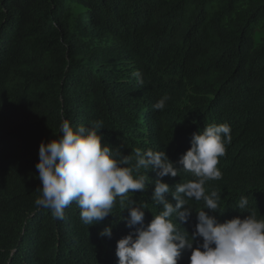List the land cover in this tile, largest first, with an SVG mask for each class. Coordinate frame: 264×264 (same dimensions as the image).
Masks as SVG:
<instances>
[{
  "label": "trees",
  "instance_id": "1",
  "mask_svg": "<svg viewBox=\"0 0 264 264\" xmlns=\"http://www.w3.org/2000/svg\"><path fill=\"white\" fill-rule=\"evenodd\" d=\"M64 120L103 121L102 142L133 163L136 149L165 150L176 163L194 133L228 124L222 178L205 185L223 213L210 215L264 219V0H0V264H118L117 241L134 231L119 198L93 225L75 202L64 220L35 205L41 142L58 138ZM141 171L152 182L128 195L147 225L162 208L152 201L156 173ZM190 179L181 170L163 181ZM189 204L204 210L203 200ZM197 222L194 211L180 223L191 233ZM110 225L111 238L101 237ZM190 256L183 250L179 264Z\"/></svg>",
  "mask_w": 264,
  "mask_h": 264
},
{
  "label": "clouds",
  "instance_id": "2",
  "mask_svg": "<svg viewBox=\"0 0 264 264\" xmlns=\"http://www.w3.org/2000/svg\"><path fill=\"white\" fill-rule=\"evenodd\" d=\"M132 75L143 85L139 70ZM167 100V96L162 97L153 109L163 110ZM103 128V121L86 127L64 120L58 138L41 142L35 166L42 183L38 190L41 195L35 200L38 208L50 209L54 218L64 220L65 209L75 202L82 221L93 225L113 213L119 198L120 206L129 210L127 226L134 231L117 241L118 264H179L185 249L191 250L190 264H264V219L249 213L243 219L237 216L221 223L210 215L223 213L219 210L220 193L206 191L205 185L222 178L217 166L231 143L228 124L206 125L203 131L194 133L191 148L176 162L180 167L165 150L136 149L133 163V156H125L117 147L102 142ZM149 169L157 177L152 201L162 210L145 225L144 206L128 194L148 187L152 181L141 170ZM181 170L193 179L174 187L163 181L168 175H180ZM169 193L175 204L168 199ZM191 200H203L204 210L196 211L189 204ZM248 203L247 197L241 196L236 208L243 212ZM194 211L198 222L189 233L180 222H189ZM99 235L111 238L112 226ZM198 238L203 243L193 247Z\"/></svg>",
  "mask_w": 264,
  "mask_h": 264
}]
</instances>
